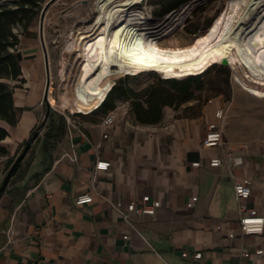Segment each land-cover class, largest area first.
Wrapping results in <instances>:
<instances>
[{
    "label": "crops",
    "instance_id": "crops-1",
    "mask_svg": "<svg viewBox=\"0 0 264 264\" xmlns=\"http://www.w3.org/2000/svg\"><path fill=\"white\" fill-rule=\"evenodd\" d=\"M17 55L24 83H12L20 85L16 125L0 120L9 132L0 142V188L25 143L45 126L0 196V264H194L197 252L200 264H264V253L257 255L264 233L244 234L240 226L241 204L264 216V145L253 143L249 125L241 133L231 126L227 147L205 145L208 124L224 102L210 103L193 120L174 121L163 111L160 123L143 125L136 116L119 122L124 102L112 97L74 117L79 128L67 123L64 137L51 143L40 25L20 35ZM109 114L115 123L106 128ZM234 157L243 163L232 165ZM215 158L220 166L211 165ZM98 160L112 166L96 171ZM245 178L251 196L239 199L235 184ZM84 193L93 201L78 206ZM144 196L161 206L155 215L132 214L131 224L112 206L139 204Z\"/></svg>",
    "mask_w": 264,
    "mask_h": 264
},
{
    "label": "bare ground",
    "instance_id": "bare-ground-1",
    "mask_svg": "<svg viewBox=\"0 0 264 264\" xmlns=\"http://www.w3.org/2000/svg\"><path fill=\"white\" fill-rule=\"evenodd\" d=\"M209 1L191 0L163 18H156L147 0H95L92 22L74 31L67 41L68 51H76L80 60L75 99L70 101L65 96L58 102L49 81V103L74 113L90 114L105 102L117 76L156 72L165 79L184 80L224 60L243 89L264 99V0H226V11L212 30L193 45H164ZM49 64L53 78L51 55ZM62 65L61 75L66 79L65 63Z\"/></svg>",
    "mask_w": 264,
    "mask_h": 264
},
{
    "label": "rangeland",
    "instance_id": "rangeland-1",
    "mask_svg": "<svg viewBox=\"0 0 264 264\" xmlns=\"http://www.w3.org/2000/svg\"><path fill=\"white\" fill-rule=\"evenodd\" d=\"M49 1L43 0L42 10ZM189 1L191 0H147L146 4L154 17L163 18ZM94 3L95 0H58L46 15L45 39L48 53L51 55L53 62V95L58 102L63 101L65 96L70 101L75 99L74 89L80 69V60L76 51H68L67 41L73 36L74 31L92 22L96 15L93 12ZM227 7L228 2L226 0H211L201 5L187 23L165 41L164 45L166 47L193 45L199 37L208 34L212 30ZM35 24L40 25V16ZM62 63H65L66 66V79L61 75ZM240 74L244 75L242 69H240ZM197 76L199 80L191 88L194 99L182 104L165 107L164 115L166 113L174 121L193 120L203 115V110H211L210 100H213L212 103L220 100L227 107L223 146L227 147L228 145L226 134L231 126H233L232 129L235 133H241L245 129V125L250 126L247 131L250 136H253V143L263 145L264 99L258 98L243 89L236 81L233 68L230 65L216 64ZM162 79L165 78L156 72L115 77V85L117 86L114 94L115 99L124 102L121 113L118 115V121L125 122V118L135 117L133 99L121 98L119 95L121 92L125 93L133 90L136 94L141 95L148 88L160 84ZM161 87L170 90L169 86ZM56 108L62 112H71L68 109ZM83 115L85 114H78L80 117ZM168 124L169 122L162 123L160 127H165ZM238 146V148L246 147L245 144H239Z\"/></svg>",
    "mask_w": 264,
    "mask_h": 264
},
{
    "label": "trees",
    "instance_id": "trees-1",
    "mask_svg": "<svg viewBox=\"0 0 264 264\" xmlns=\"http://www.w3.org/2000/svg\"><path fill=\"white\" fill-rule=\"evenodd\" d=\"M43 0H0V120L11 125H16L17 114L14 106V90L19 84H12L15 81L24 83L21 78L22 70L17 55V47L20 43V35L24 34L42 12ZM199 80L197 75L184 80L162 79L160 84L154 85L138 95L133 90L121 92L119 95L126 100L133 99L135 106L136 121L140 124H158L163 120V111L167 106L182 104L194 99L191 88ZM161 86H169L170 90ZM117 90L115 85L108 94L105 102L100 108L114 97ZM47 138L52 142L61 140L67 130L66 118L58 113L51 112L48 116ZM9 136V132L0 126V142ZM27 141L21 152L23 153ZM55 144H49L50 149ZM0 152L5 150L0 147ZM15 160L12 162L11 167ZM21 164V163H20ZM18 165L17 170L20 168ZM13 175V176H14ZM4 191L0 192V196Z\"/></svg>",
    "mask_w": 264,
    "mask_h": 264
},
{
    "label": "built area",
    "instance_id": "built-area-1",
    "mask_svg": "<svg viewBox=\"0 0 264 264\" xmlns=\"http://www.w3.org/2000/svg\"><path fill=\"white\" fill-rule=\"evenodd\" d=\"M50 81V84L53 83L51 75L47 74L46 84ZM48 98L49 94H52L51 86L48 87ZM213 100H210L209 103H212ZM47 103L50 105L51 108L55 109L56 111L60 112L67 120L68 125L74 128H79L77 119L74 117L81 114L80 112H62L61 110H57L52 104ZM92 113V112H91ZM83 114V113H82ZM227 115V107H219L215 111V118L216 120L208 124L206 138H205V145L207 147H222L224 145V133H225V119ZM115 123V116L109 114L106 116L103 121L102 125L106 128L113 126ZM264 145V140H263ZM71 159L73 161L77 160V156L75 153L71 154ZM243 163L242 157H234L232 160V165L236 166ZM212 166H220L221 160L220 158L212 159L211 161ZM112 166V163L107 160H98L96 163V171L101 170H108ZM251 181L247 178L236 181L235 184V192L239 199H248L251 196V189H250ZM93 201V195L90 193H84L78 196L76 200V204L78 206H82L84 204L91 203ZM113 208L117 212L121 214L126 222L131 224V215L132 214H142V215H155L157 209L161 206L160 201L150 202V196H144L143 201L139 204L136 202H129L126 206L123 205L122 202H112ZM240 212L243 214L240 219V226L241 231L244 234H259L262 235L264 233V216L260 215L257 210L249 209L246 205H240ZM233 236V235H232ZM126 239L129 238L128 235L124 236ZM264 253L263 249L257 251V255H262ZM249 256L248 253H246ZM183 257H190L187 252L183 253ZM203 258V254L201 252H197L192 256L194 264L198 263Z\"/></svg>",
    "mask_w": 264,
    "mask_h": 264
},
{
    "label": "water",
    "instance_id": "water-1",
    "mask_svg": "<svg viewBox=\"0 0 264 264\" xmlns=\"http://www.w3.org/2000/svg\"><path fill=\"white\" fill-rule=\"evenodd\" d=\"M58 0H50L49 2H47V4L44 6L41 15H40V37H41V44H42V48H43V52H44V56H45V65H46V72L49 75L50 73V64H49V53H48V49L46 46V39H45V20H46V15L49 11V9L57 2ZM176 10V9H175ZM224 65H228V61L224 60L223 61ZM49 82V81H48ZM47 82L46 84V90H45V95H44V100L47 102L48 100V87H49V83ZM51 112V107H49L48 110V114L47 117L49 116ZM45 126V122H43L36 130V132L34 133L33 137L31 138L30 142L26 145L24 151L22 154H20L15 162L13 163L12 167L10 168L4 183L2 185V187L0 188V192L5 191L7 186L9 185L15 171L18 168V165L23 161V159L25 158V156L27 155V153L29 152V150L32 147V143L35 142L39 136V132L44 128Z\"/></svg>",
    "mask_w": 264,
    "mask_h": 264
}]
</instances>
